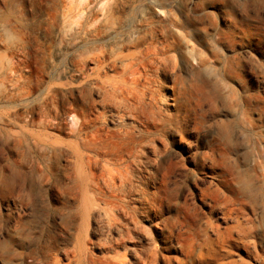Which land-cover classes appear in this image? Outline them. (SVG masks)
Wrapping results in <instances>:
<instances>
[{
	"label": "rangeland",
	"instance_id": "obj_1",
	"mask_svg": "<svg viewBox=\"0 0 264 264\" xmlns=\"http://www.w3.org/2000/svg\"><path fill=\"white\" fill-rule=\"evenodd\" d=\"M0 264H264V0H0Z\"/></svg>",
	"mask_w": 264,
	"mask_h": 264
},
{
	"label": "bare ground",
	"instance_id": "obj_2",
	"mask_svg": "<svg viewBox=\"0 0 264 264\" xmlns=\"http://www.w3.org/2000/svg\"><path fill=\"white\" fill-rule=\"evenodd\" d=\"M100 6H101V10L105 12L106 6L105 5L103 6V4H101ZM92 14L94 13L88 10L86 12L81 11L79 12V14H77L78 19L75 22V25L78 31H84L87 35H91L97 32L103 20L95 16L93 17ZM100 52H102V50H100ZM102 59H104V56L99 55L98 60L100 61ZM138 65H143L147 67L145 63H143V61L134 59V60H129L125 64V69L126 71L136 73L137 71L136 67ZM74 118L73 121L76 123L77 119ZM86 119L87 118H84L83 123L81 124L83 127H85L86 125L87 122ZM78 170L80 171V173H86L85 178L83 180L87 182V187H88L87 190L93 192L92 198H88V199L84 198V204H83L84 207L82 214L86 215L87 213H89V211L92 209L90 205L93 206V203L99 199L100 202H102L105 205L106 208L105 210L109 215V218L112 217V219L111 218L110 219L113 222H117L115 216L116 214L121 213L120 212L122 210L121 201L123 198L122 196L126 194L125 191H123V189L119 186L120 184H117V181L119 180L122 181V176L109 172L104 174L102 177H100V175H97L94 172L87 173V171L82 170L80 168ZM98 178H103V179L106 178V182H105L107 187L106 191L102 187H100L98 183L95 182V180ZM91 186L92 187L94 186V189H92ZM96 189L98 190V192L96 191ZM112 214H114V216Z\"/></svg>",
	"mask_w": 264,
	"mask_h": 264
}]
</instances>
